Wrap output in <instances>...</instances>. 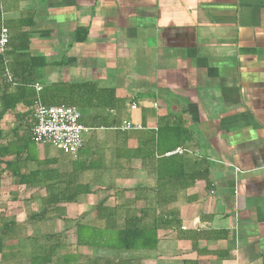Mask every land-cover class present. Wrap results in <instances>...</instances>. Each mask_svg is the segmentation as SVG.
Segmentation results:
<instances>
[{"label": "crops", "instance_id": "0c3cea01", "mask_svg": "<svg viewBox=\"0 0 264 264\" xmlns=\"http://www.w3.org/2000/svg\"><path fill=\"white\" fill-rule=\"evenodd\" d=\"M1 3L5 51L26 44L28 57L43 62L35 70L36 94L45 85L89 83L112 90L115 101L112 108L75 106L90 128L76 156L36 144L21 152L23 171L48 162V182L14 187L2 173L0 186L24 192L25 206L35 211L47 191L86 186L76 201L57 204L66 218L87 214L85 220L92 221L100 202L130 206L137 214L152 208L148 222L175 213L176 226L159 222L156 249L112 254L131 264H264V0ZM27 110L19 103L2 115L1 144L14 142L22 127L32 125L31 114L21 118ZM106 115L118 124L105 126ZM124 121L140 128L122 130ZM170 124L185 136L174 149L187 152L166 155L172 149L163 157L184 156L186 174H200L204 167L207 175L186 188H161L158 195L154 171L139 154ZM57 214L41 221L38 231H63Z\"/></svg>", "mask_w": 264, "mask_h": 264}, {"label": "trees", "instance_id": "16d2710c", "mask_svg": "<svg viewBox=\"0 0 264 264\" xmlns=\"http://www.w3.org/2000/svg\"><path fill=\"white\" fill-rule=\"evenodd\" d=\"M26 47V44L20 47L21 50L12 47L11 52L5 51L0 54V120L5 112H14L19 103L28 108L21 118L29 116L31 114L29 107L36 100L45 106L72 105L80 109L113 107L111 104L115 101L113 91L99 90L89 83L45 85L36 94L33 88L36 81L35 70L43 66V62H36L34 57H28ZM5 68L11 73L12 82L4 77ZM102 118L105 126L118 124L117 117L111 118L106 115ZM80 123L83 124L82 119ZM32 125L22 127V137H16L14 142L0 143V174L5 173L14 187L18 185L30 187L50 180V170L46 161L42 162V168L39 170H24L25 172L22 170L26 163L21 161V152L33 151L35 146L30 135ZM183 133L175 124L166 125L161 128V133L157 134L156 143L139 154L143 166L151 167L154 171L158 195L161 188L166 186L175 188L177 184L186 188L198 177L207 175V169L204 167L200 174L199 169L186 174L184 156L163 157L166 151L184 143ZM161 134L164 135V139L167 136L165 141ZM2 138L3 132L0 129V141ZM18 147L22 149L17 151ZM155 153L159 158L153 159ZM132 155L136 156L134 152H131ZM9 156L12 158L3 159ZM87 191L86 186L74 184L60 191H47L36 211L30 206L27 207L28 211L23 221H17L15 216L0 212V264H131L130 258L115 257L112 254L154 250L157 246V231L162 227L159 222H162L163 226L167 223L168 227L176 226L178 223L177 215L173 212L159 213L158 218L148 222L145 216L152 208L144 207L137 214L130 206L119 208L105 206L102 202L93 207L92 221L85 220L87 214H81L77 218L63 216V208L57 204L74 202L78 193ZM14 192L16 195L17 191ZM153 210L155 211V207ZM57 211L61 213L57 216L65 226L63 231L40 233L37 225L43 220L51 219L52 214ZM118 214L124 215L121 223L117 222ZM163 216L168 218L162 220ZM28 227L31 229L30 234L27 233ZM70 227L74 228L73 242L68 234Z\"/></svg>", "mask_w": 264, "mask_h": 264}, {"label": "built area", "instance_id": "2783aa9c", "mask_svg": "<svg viewBox=\"0 0 264 264\" xmlns=\"http://www.w3.org/2000/svg\"><path fill=\"white\" fill-rule=\"evenodd\" d=\"M3 9L0 0V54L7 48L8 29L3 24ZM7 81L12 82V76L7 68L3 73ZM35 89L40 86L35 84ZM131 108H134L132 105ZM33 125L31 128V140L36 145H48L61 152L76 156L82 146V137L90 128L80 123V112L75 106L55 105L45 106L38 100L34 101L31 107ZM120 128L139 129L140 126L124 121ZM187 152L184 148H176L166 155L182 154Z\"/></svg>", "mask_w": 264, "mask_h": 264}, {"label": "rangeland", "instance_id": "374dc122", "mask_svg": "<svg viewBox=\"0 0 264 264\" xmlns=\"http://www.w3.org/2000/svg\"><path fill=\"white\" fill-rule=\"evenodd\" d=\"M0 180L2 179L0 178ZM1 184L4 183L1 182ZM3 187L0 186V212H4L6 215L9 216H15L19 220H24L26 215L25 212L27 209L23 201V197L25 193L18 191L17 194L15 195L14 194L15 192L8 191L7 188H3ZM30 207L34 209L33 205ZM30 233H31V229L28 228V234ZM70 239L72 242L74 241L73 236L70 237ZM84 250L86 251V249Z\"/></svg>", "mask_w": 264, "mask_h": 264}]
</instances>
